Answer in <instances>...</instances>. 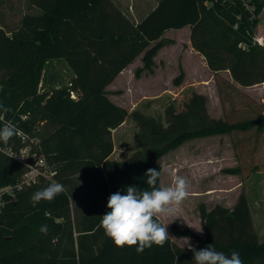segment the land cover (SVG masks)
Returning a JSON list of instances; mask_svg holds the SVG:
<instances>
[{"label":"trees","instance_id":"trees-1","mask_svg":"<svg viewBox=\"0 0 264 264\" xmlns=\"http://www.w3.org/2000/svg\"><path fill=\"white\" fill-rule=\"evenodd\" d=\"M27 1L39 9L38 15L24 16L15 31L0 26V105L11 109H0V123L19 121L17 128L40 136V154L66 191L33 207L30 197L50 181L17 189L25 168L0 153V187H11L14 196H5L0 208V264H194L189 248L170 237L142 253L136 246L116 247L100 226L101 216L110 211L108 197L124 194L128 186L150 191L149 168L160 170L156 187H162L159 158L188 140L244 133L255 124L211 120L209 127L186 130L191 116L207 105L205 96L194 93L187 103L189 116L172 112L163 127L115 105L106 88L142 54L143 67L135 76L143 70L152 73L165 33L185 27L210 70L229 71L243 87L263 84L264 46L254 40L264 1L161 0L138 24L112 0ZM55 60L68 62L74 80L68 88L40 92L43 67ZM130 116L141 129L137 140L143 149L129 160L112 161V131ZM260 117L264 122V114ZM229 173L241 174V169ZM200 210L205 237L173 224L177 237L193 239L197 250L213 244L225 255L238 251L243 264H264V242L254 229L245 194L232 209L217 205ZM43 225L48 226L46 235L40 231Z\"/></svg>","mask_w":264,"mask_h":264},{"label":"rangeland","instance_id":"rangeland-1","mask_svg":"<svg viewBox=\"0 0 264 264\" xmlns=\"http://www.w3.org/2000/svg\"><path fill=\"white\" fill-rule=\"evenodd\" d=\"M112 1L137 24L161 0ZM35 13L37 11L27 0H0V26L8 32L17 30L24 16ZM188 33L189 27L170 30L164 35L165 46L157 55V70L153 73L143 70L136 77L135 71L143 67L139 58L113 84V92L130 114L140 112L163 127H167L172 112L189 116L187 103L194 93L205 96L207 105L205 110L191 116L186 127L188 131L209 127L211 120H221L228 125L262 120L261 131L255 124L244 133L214 134L188 140L162 155L158 163L162 167V187L172 186L176 175L189 182V196L179 205L175 215H162L168 235L174 242H180V239L172 230L173 224L182 230H192L188 225L197 230L200 228L201 206L207 211L217 205L231 209L239 196L245 194L254 229L263 243L264 122L260 116L264 114V83L243 87L232 79L229 71L213 72L203 55L189 49ZM254 41L264 46V11ZM178 78L180 82L175 83ZM73 80L74 72L66 60L51 61L43 67L38 90L52 92L68 88ZM13 125L18 127L19 121ZM140 132L137 122L130 116L128 123L116 133L118 152H123L124 158L134 156L143 149L137 140ZM14 147L18 149L20 146L15 144ZM235 168H240L241 174L229 173ZM10 190L12 188L8 186L0 187V208L6 203L5 196H10ZM10 197V200L14 199L13 195ZM58 222L62 223V220Z\"/></svg>","mask_w":264,"mask_h":264},{"label":"clouds","instance_id":"clouds-1","mask_svg":"<svg viewBox=\"0 0 264 264\" xmlns=\"http://www.w3.org/2000/svg\"><path fill=\"white\" fill-rule=\"evenodd\" d=\"M4 113L11 111L10 108L0 105ZM4 116L0 115V122ZM13 137H25L11 122L0 123V153L8 158H14V153L8 147ZM21 158H25L20 155ZM26 165L30 171L28 175L33 183H38L37 177L41 175L39 167L43 165ZM160 170L149 168L145 177L146 183L151 190H140L136 186H128L124 194L117 191L108 197L107 208L110 211L101 216L100 226L116 247L136 246V251L142 253L146 248L153 245L163 246L168 240L167 225L159 221L158 217L175 215L179 205L189 196V182L186 178L176 175L173 177L172 186L156 187L160 177ZM66 191L65 186L51 180L44 188L38 189L30 197L33 207L41 201H52L58 195ZM40 231L45 235L48 226L43 225ZM202 231V230H201ZM188 243V241H187ZM189 250L193 253L194 264H243L238 251H232L231 255L215 250L213 244L197 250L189 244Z\"/></svg>","mask_w":264,"mask_h":264},{"label":"built area","instance_id":"built-area-1","mask_svg":"<svg viewBox=\"0 0 264 264\" xmlns=\"http://www.w3.org/2000/svg\"><path fill=\"white\" fill-rule=\"evenodd\" d=\"M23 120H27V116L23 117ZM22 133L26 134L25 137H13L12 140L9 141L8 147L11 148V150L14 153H17V156L12 158L17 163H19L21 166L25 168V174L23 175L21 181L16 186L17 189H21L26 186H31L36 183L32 182V178L28 175V172L30 171L29 168L25 167L26 165H32L35 166L40 165V162L43 161V165L39 167V171L41 172V175L37 177L38 182L42 180L51 181L54 180V177L56 175V172L49 166L46 159L40 154L41 153V139L37 136H32L22 129L18 128ZM18 143L21 145L18 149L14 147L15 144L18 145ZM4 147V146H3ZM20 155H22L25 158H21ZM11 194V190L9 191Z\"/></svg>","mask_w":264,"mask_h":264},{"label":"crops","instance_id":"crops-1","mask_svg":"<svg viewBox=\"0 0 264 264\" xmlns=\"http://www.w3.org/2000/svg\"><path fill=\"white\" fill-rule=\"evenodd\" d=\"M115 4V3H114ZM116 5V4H115ZM117 6V5H116ZM33 7V6H32ZM118 7V6H117ZM33 9H35L36 11H37V13H35V14H31V15H38L39 13H40V11L36 8V7H33ZM123 12V11H122ZM124 13V12H123ZM138 23H140V22H137V24ZM186 28V27H185ZM170 31V30H169ZM169 31H167L166 33H165V35L169 32ZM188 35L190 36V27H189V33H188ZM190 40V39H189ZM189 49L191 50V51H194L195 53H198L193 47H192V44H191V41H189ZM162 50V49H161ZM160 50V51H161ZM160 51H159V53H160ZM142 57H143V54L142 55H140L139 57H137L134 61H133V63H131L130 65H128L119 75H118V77L106 88V90H107V97H108V99H110V101H112L115 105H117V106H119V107H121V108H125L122 104H121V102L118 100V98H117V96L115 95V92H113V91H115V90H113V88H112V86H113V84L122 76V75H124L125 74V72L127 71V69H131L132 68V65L134 64V62L136 61V60H138L139 58H141L142 59ZM159 58L156 56L155 57V62L158 60ZM157 69H156V67H154V70H153V72L154 71H156ZM131 71V70H130ZM152 72V73H153ZM125 109H127V108H125ZM130 113V112H129ZM128 120H129V118L119 127V128H117L116 130H113L112 131V137H113V142H114V152L112 153V155L110 156V160H112V161H119V162H122V161H126V160H129L130 158H132L133 156H131V157H123L124 155H123V152H118V148H117V145H116V138H115V135H116V133H118L120 130H122L123 129V127L128 123ZM237 202V201H236ZM236 204V203H235ZM235 206V205H234ZM250 207V206H249ZM232 209V208H231ZM251 211V210H250ZM158 219L164 224V220H163V218H162V215L161 216H159L158 217ZM200 228H198L197 230L196 229H193L192 228V226H189L188 225V227H191V229L193 230V231H195V233L198 235V236H200V237H205V235H204V231H203V227H202V220L200 219ZM187 229H189V228H187ZM202 230V231H201ZM177 237V236H176ZM180 240V242H176L178 245H180L181 247H185V248H189V244L192 246V247H196V244H195V241L193 240V239H191V238H189V237H178ZM182 241H188V243L186 242V244H184V243H182Z\"/></svg>","mask_w":264,"mask_h":264},{"label":"water","instance_id":"water-1","mask_svg":"<svg viewBox=\"0 0 264 264\" xmlns=\"http://www.w3.org/2000/svg\"><path fill=\"white\" fill-rule=\"evenodd\" d=\"M261 122H262V120H257V121L254 122V124L261 125Z\"/></svg>","mask_w":264,"mask_h":264}]
</instances>
